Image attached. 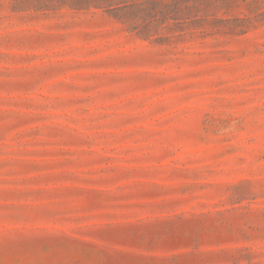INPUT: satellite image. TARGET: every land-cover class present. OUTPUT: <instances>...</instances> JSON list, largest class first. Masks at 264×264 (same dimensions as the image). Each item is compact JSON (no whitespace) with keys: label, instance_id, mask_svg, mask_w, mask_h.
Listing matches in <instances>:
<instances>
[{"label":"rangeland","instance_id":"1","mask_svg":"<svg viewBox=\"0 0 264 264\" xmlns=\"http://www.w3.org/2000/svg\"><path fill=\"white\" fill-rule=\"evenodd\" d=\"M74 1L0 0V264H264V0Z\"/></svg>","mask_w":264,"mask_h":264},{"label":"trees","instance_id":"2","mask_svg":"<svg viewBox=\"0 0 264 264\" xmlns=\"http://www.w3.org/2000/svg\"><path fill=\"white\" fill-rule=\"evenodd\" d=\"M114 1V0H113ZM183 2L181 1H171V2H164V1H157V0H149L142 8V10L139 11V13L145 14V16H150L153 14V12H158L165 8V11H162V13L167 12H173V11H179V8L182 6ZM70 8L75 10H82V9H89L92 5L91 2L88 0H76L74 3H69ZM120 11L122 10H130L131 8L128 6L120 7L118 8ZM180 12H183L185 14V10H182ZM138 15H134V12L130 11L128 12V18L134 17L136 18ZM179 16V15H178ZM116 18L123 23V16L116 15ZM161 26H147V25H140V24H129L125 28L127 32L131 33L132 35H136L138 38H141L143 40H150L152 42L156 43H163L166 41V39H170L169 37H162L159 33L161 30H165L164 28H160Z\"/></svg>","mask_w":264,"mask_h":264}]
</instances>
